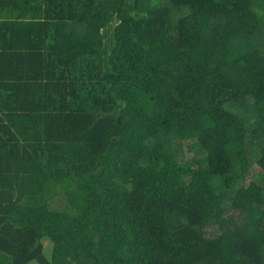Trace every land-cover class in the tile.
<instances>
[{
    "label": "trees",
    "instance_id": "16d2710c",
    "mask_svg": "<svg viewBox=\"0 0 264 264\" xmlns=\"http://www.w3.org/2000/svg\"><path fill=\"white\" fill-rule=\"evenodd\" d=\"M34 263L264 264V0H0V264Z\"/></svg>",
    "mask_w": 264,
    "mask_h": 264
},
{
    "label": "rangeland",
    "instance_id": "374dc122",
    "mask_svg": "<svg viewBox=\"0 0 264 264\" xmlns=\"http://www.w3.org/2000/svg\"><path fill=\"white\" fill-rule=\"evenodd\" d=\"M111 29L107 31V34H110ZM262 170L258 166H253L251 169V173L246 180V184L249 181L254 180L257 175L262 174ZM75 184L73 181H68L64 185H56L54 183H49L46 191L39 197H34L32 199H28L26 204L28 205H47L51 211L65 212L73 215L75 213V209L73 208L72 203L68 200L66 194L69 190L74 189ZM46 245V254L49 258L52 257L53 244L50 240L45 242ZM37 264V263H34Z\"/></svg>",
    "mask_w": 264,
    "mask_h": 264
}]
</instances>
